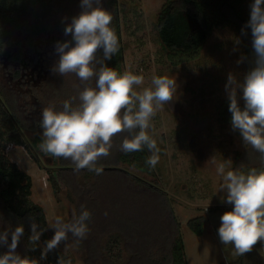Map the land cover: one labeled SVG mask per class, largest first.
I'll return each mask as SVG.
<instances>
[{
  "label": "rangeland",
  "instance_id": "rangeland-1",
  "mask_svg": "<svg viewBox=\"0 0 264 264\" xmlns=\"http://www.w3.org/2000/svg\"><path fill=\"white\" fill-rule=\"evenodd\" d=\"M50 1L55 6L54 14L49 16L52 18L46 20L48 30L40 37L31 36L32 14L18 28L1 60L0 79L3 83L11 82L15 86L28 83L31 92L26 95L24 103H37L44 96L42 86L61 82L63 76L51 71L59 59L55 44L72 39L71 35H64V28L73 16L82 11L80 0H47ZM125 1L128 2V10L126 13L120 11L123 72L143 75V86L150 85L154 75H166L176 80L174 99L158 110L148 131L156 138L160 149L157 174L153 180L171 198L184 239L187 264H248L239 262L240 255L235 253L233 246L221 244L218 237L220 217L230 211L232 205L222 203L226 192L222 190L223 180L217 173V164L223 162L228 169H232L235 154L243 146L241 137L219 117L222 102L227 100L225 84L228 74L231 72L242 80L247 72L244 61L237 64L244 56L241 42L230 28L218 30L200 53L173 63L162 47L155 27L157 11L165 0ZM252 2L245 0L246 13H250ZM41 6L39 1L29 3L32 13ZM64 17L68 20L63 21ZM51 22L53 25L57 23L55 29L51 27ZM57 27H61V40ZM16 71L21 73L19 81L15 77ZM65 79L75 85L80 82L74 74L65 76ZM27 139L29 143L32 141L30 136ZM33 151L39 156V161L25 145L14 142L7 144L5 153L32 176L31 197L44 208L49 227L56 217L70 222L74 211L77 216L80 214L82 205L92 213L86 239L76 243L69 234V239L60 244L61 249L70 255L72 264H134L131 248H127L125 243L120 246L110 244L111 249L105 246L108 233L119 228V213H115L111 202L115 192H104L98 200L100 195L71 196L69 189L62 186L56 196L39 148L35 146ZM73 169H67L66 175L71 173L74 184L87 189L92 181L86 182L89 179L83 178L81 171L76 173ZM247 171L249 169L244 170ZM147 176L149 179L153 177L150 174ZM198 215L206 217L201 235L187 226V221ZM0 227L10 228L1 214ZM50 231L53 237L54 229L50 228ZM253 249L264 257V242H258ZM6 250L0 248V253ZM17 251L26 256L23 239Z\"/></svg>",
  "mask_w": 264,
  "mask_h": 264
},
{
  "label": "trees",
  "instance_id": "trees-1",
  "mask_svg": "<svg viewBox=\"0 0 264 264\" xmlns=\"http://www.w3.org/2000/svg\"><path fill=\"white\" fill-rule=\"evenodd\" d=\"M32 1L42 3V6L33 13L29 7ZM102 2L103 7L112 14L111 27L120 42L119 53L106 63L119 73H123L120 11L127 12L128 2L125 0L120 2L102 0ZM54 6L53 1L47 2V0H0V67L5 48L13 41L18 28L33 14L31 36L40 37L45 30H48L46 20L52 18L49 16L54 14ZM246 7L245 0H165L156 14V32L170 60L178 63L200 53L216 31L230 28L241 42L244 57H247L244 65L248 71L253 65L254 55L251 48L250 28L247 29V34H242V29L250 19ZM52 22L51 27L55 29L57 23L53 25ZM61 27H57L60 40ZM98 56H102V51ZM15 74L19 81L18 76L21 73L16 71ZM61 79L57 84L48 83L42 86L44 96L37 103H24L26 95L31 92L28 90V83L24 86L23 84L15 86L10 84L11 82L5 84L0 79V214L10 228L14 229L23 224L25 233L21 239L24 241L25 255L35 260L36 264H57L58 257H63L65 261L71 258L59 246L55 251L48 253L46 259H41L45 242L52 238L46 213L42 205L31 197L32 176L16 162L11 161L5 150L9 142L25 145L32 156L39 161V156L33 151V147L39 148L42 140V129L39 125L42 109L54 107L60 110L63 102L77 96L82 87L80 82L75 85L68 83L65 77ZM229 103L228 99L224 100L219 110L220 119L227 125H231ZM240 104L243 107V101H240ZM235 132L241 137L238 131ZM149 134L156 140L152 133ZM125 135L127 133L114 137L111 154L99 160L97 166L103 168V174L96 175L95 172L87 169L81 170L83 178L89 179L85 181H92L87 189L76 186L71 173L66 175L67 169L74 168L70 160L45 155L39 148L47 164L44 168L53 191L58 196L64 186L69 189L71 196L76 194L99 197L100 195L98 200L104 192L109 194L115 192L111 196V202L115 207V213H119L120 219L117 221L119 228L108 233L105 246L111 249L110 244L120 246L121 243H125L127 248L128 246L131 248L134 264H187L184 239L180 223L171 205V198L153 180L157 168H151L145 163L151 153L147 149L128 154L122 152L119 145ZM29 136L32 139L30 143L27 139ZM241 143L242 150L235 154L232 169L240 167L241 171L264 170V160H261L260 154L250 146L246 147L242 139ZM245 162L249 163L244 164ZM149 174L153 176L152 179L148 178ZM32 219L37 223L38 231H42L41 239L35 245L29 243L28 239ZM205 221L204 215H198L190 218L187 226L194 233L201 235L204 232ZM238 261L264 264V257L253 249L243 256L240 255Z\"/></svg>",
  "mask_w": 264,
  "mask_h": 264
},
{
  "label": "clouds",
  "instance_id": "clouds-1",
  "mask_svg": "<svg viewBox=\"0 0 264 264\" xmlns=\"http://www.w3.org/2000/svg\"><path fill=\"white\" fill-rule=\"evenodd\" d=\"M80 7L82 11L64 28V35H71L72 39L55 44L59 59L51 71L63 77L74 74L82 87L77 96L63 102L60 110L42 109L39 148L45 155L70 160L76 173L87 169L101 175L104 170L97 166L99 160L111 154L114 137L127 133L119 149L126 154L147 149L151 155L145 163L155 168L160 149L148 129L158 110L174 99L176 80L154 75L150 85L143 86V75L130 71L119 73L109 66L106 61L120 51L118 35L111 27L112 14L102 6V0H80ZM67 20L68 17L63 18ZM249 28L253 65L242 80L230 72L225 92L230 102L232 129L240 133L246 147L250 146L264 160V0L251 3L250 19L242 34H247ZM101 51L102 56H98ZM245 59L247 57L242 56L237 64ZM217 173L222 176V190L226 192L222 203L232 205V209L220 217L219 241L232 245L235 253L243 256L258 242H264V170H233L222 162L217 164ZM91 218V211L83 205L78 216L73 212L70 222L56 217L50 225L54 235L45 242L41 259H46L48 253L66 242L69 234L76 243L86 239ZM24 233L23 224L14 229L0 227V248L7 249L0 253V264H36L17 251ZM41 235L42 231H38L32 219L29 243L35 245ZM57 264L72 262L58 257Z\"/></svg>",
  "mask_w": 264,
  "mask_h": 264
},
{
  "label": "flooded vegetation",
  "instance_id": "flooded-vegetation-1",
  "mask_svg": "<svg viewBox=\"0 0 264 264\" xmlns=\"http://www.w3.org/2000/svg\"><path fill=\"white\" fill-rule=\"evenodd\" d=\"M17 33H18V32H17ZM17 33H16V35H17ZM44 54H46V52H45Z\"/></svg>",
  "mask_w": 264,
  "mask_h": 264
}]
</instances>
